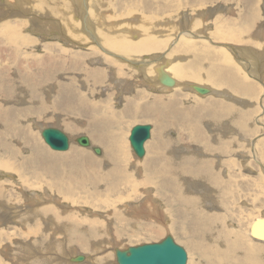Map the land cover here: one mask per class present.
Instances as JSON below:
<instances>
[{"label": "bare ground", "instance_id": "obj_1", "mask_svg": "<svg viewBox=\"0 0 264 264\" xmlns=\"http://www.w3.org/2000/svg\"><path fill=\"white\" fill-rule=\"evenodd\" d=\"M44 1L46 0H40L37 2V4L41 7H45V3H43ZM68 1L71 3L70 7L73 10V13L75 14V15L73 14V16H75L77 19L80 18L83 19L82 22L84 23V27H85L84 30L87 31L86 35L91 38L90 40L93 39L92 41L94 42V44L99 46L100 49L102 48L104 51L107 52L112 51L114 56L117 58L120 56L121 57L120 60L123 62H127L130 66H132L131 67L132 69L133 67L136 68V70H138L140 73L139 76L137 77H140L139 79L141 80V82H145V84L147 83L152 87H156L158 89L172 88L166 85L162 86L163 84L161 83L160 77L163 70L165 71V73L170 74L173 78L176 79L177 81L176 85L181 86V88L183 90L185 89L186 91L193 90L192 85L197 84L198 83L197 81L203 83L205 82L204 80H206L207 83H211L213 80H216V78L218 79L228 78L229 83L235 87V89L238 91L240 96L233 95L232 99L235 105H232V103L228 104L227 102L222 100L213 103L211 106L213 107V109H207V114L209 115V117L214 119L213 121L215 123L216 122L218 123L214 125L215 130L213 129V131L216 132V135L213 134V138L210 137L204 138L203 132L205 130L204 131L203 129L199 130L197 126V128L194 127L193 135L192 133L188 132L187 138H189L190 140L203 138L205 140L204 148L206 149L212 148L215 151L222 152L223 154L224 153L227 154V150L230 144L234 142H238V144L241 145L242 142L245 143L247 142L246 144L250 146L251 152L253 150L254 155L253 154L252 155L254 159L258 164L262 166V169L264 171V151L261 150L262 148H264V135H262V137H258L260 132L257 129V127L253 125L252 123L253 120L251 122V114L254 112V110L257 111V108L255 107V105L251 106V111H249V113H246L242 109V103L243 104L248 103V101L244 99V96H250V97L254 96L252 93V89L258 91L261 89V91H259V95H261L262 94L261 92L264 91V4L261 7L258 6L259 3L261 4L262 1L232 0L231 1L233 2L232 4H237V6L231 5L227 7L225 11L229 14H227V16H222L218 12L219 10H222L221 8H224V6H222L221 4L216 5V3L218 4L219 2L218 0H178L179 3L176 6L174 5L172 8L166 9V10H170L171 16H174L175 12L178 11L179 13L177 12V15L179 14V16H181V18L180 17L179 18L182 20L180 26L177 27V28L182 27L181 30L179 29L180 33L179 34L173 33L171 39L172 41L170 42L168 41L169 39H167V37H162V35L168 34V29H170L169 28L170 25H166L169 23V21H167V19L165 18L164 19L166 21L160 23V26L158 27L153 26L156 27L157 29L149 28V26L146 27L138 24V26H142V27L141 28L139 27L140 28L139 30H135V28L137 29L138 26L136 27L134 26L135 28L132 30L131 28L124 29V25H123V28L122 26H119L121 28L115 27L116 28L115 30H117V32L113 33L112 30L108 29L110 22H108V20L106 19L107 18L109 19V17H107L106 19L103 18V20H101L100 24L105 25L104 27H99L101 26L99 24H98L99 26H95L94 23H96V20L98 18L96 16H95L96 19H93L91 17L92 14L90 12L92 10H95L97 14L99 15L101 14L102 17H105L104 16L105 14H102L104 12L102 13L100 12L101 10L106 9V8L104 9L102 4H100L99 1L101 0H68ZM115 1H116V5L119 6L118 3L120 2H118V0ZM225 1L227 0H222L220 3L222 2L226 3ZM32 2H33L32 0H16V2L12 4L10 2H7V0H0V19L5 15L7 16L12 15L15 17L16 16L15 14L17 12H20L24 16L29 15L28 20L30 21L32 27L35 28L34 30H37V32H39L38 34L41 36V38L42 37H47V38L51 37V39L57 38L58 40H64L65 42H67L66 43L67 45L70 41H73L75 42V44H78L79 42L78 40L82 41L86 39L85 35H82V33L80 34L73 32V30H77V27L74 26L73 23L70 25L66 24L65 21L66 19H64V17H62V19L64 20L63 22L62 20H59V18L56 19L58 14L61 13V11L59 12L57 8L52 11L43 9L45 13L44 16L42 15V13L40 15V12L34 9L33 4H31ZM108 2L112 3L111 0L107 1V3ZM169 2L170 1H168V3ZM98 3L100 4V6H102L99 12L97 11L99 7ZM238 4H240V7H238ZM182 8L184 10H182ZM63 11L65 12L64 8ZM113 12L115 11L113 10ZM206 12L209 14V21H211V23L213 24V30L210 29L211 28L210 25L205 26L204 24V26H202L203 21L201 22L202 20L201 16L202 13H206ZM127 14L130 16L129 12ZM52 15H57V16L55 17ZM67 15L69 16V14ZM142 15L145 16L146 14H142ZM149 16L150 15L147 14V17L151 20V22H153L155 18L153 19V17L151 18V16L150 17ZM41 18H46V19H41ZM12 20H13L12 22H10L11 20H8L6 22H4L5 20H3L0 23V42L1 43L4 42L5 44H10L12 40H15L14 41L15 43L16 41L17 43L19 42V46H21V48L24 45L26 46L31 45V43L34 41L29 37L28 38L25 37V35L23 36L21 33L19 34L18 32L13 31L14 28L13 30L10 29L12 31H5L6 29L4 28L12 27V24H15L16 21H19V19L17 20L12 19ZM157 21L160 22L158 19ZM201 26L202 28H200ZM185 28L188 29L184 30ZM18 30L21 29L19 28ZM171 30L173 29H170V31ZM204 30H209V31L204 32ZM154 33L159 35V37L153 36ZM28 35L29 34H27V36ZM201 35H204L203 36L204 38L209 37V39H211L214 42L215 41L220 43L223 42L226 50L216 49L215 47L210 46V44H208L207 40L205 39H200V40H198L199 38L196 39ZM131 36L132 38H134L133 40H135V42L129 40L128 37ZM173 36H175L177 39H173ZM159 38H164V39H159ZM200 38H202V36ZM226 41L228 42L226 43ZM38 43L40 42L38 41ZM165 44L167 45L165 46ZM196 45H202L205 48H208L206 49L207 52L204 51V49L202 48H196ZM167 46L170 47L171 52H168L165 55L162 54V52L160 51L161 54H159L160 53L159 50H163V48L165 47L167 48ZM44 48L46 50H49L50 52L51 51L55 53L57 52L56 53L57 55L56 56L54 55L55 57L54 56H50V58L48 57V60H50L52 63L48 68L53 69L52 71L55 72H60L67 63L68 65L72 63H76L78 61H79L78 63H81L79 59H76L74 57L80 55L82 57L87 56L91 58L94 56H98L99 53L102 51V50L97 51L94 49L95 50L93 51L94 53L88 52L91 54L88 55L86 54L84 56L83 51H81L82 53L81 54L80 52H78L79 50L72 51L71 49L64 48L60 44L50 43V42L44 45ZM164 50L166 51V49ZM12 54L13 55L15 54L14 56H16V58L14 57V59L16 61L23 62L26 59V57H22L19 54V49H14V50L12 49ZM232 56L237 58L238 62L233 63ZM97 59L100 62H108L109 65L111 66H107V67L111 69L115 68L114 71L118 73H128L126 68L123 67L121 64H118L117 62L108 61L106 59L102 61L99 56L97 57ZM25 62H27V60H25ZM88 66L90 67V65ZM99 67H97L96 69L86 70V74L83 72L84 70H82V73L86 75L84 77L86 78V82L88 84V87L90 88L89 91L91 92L89 93L91 95H95V89H97L98 84L103 80V78L101 77V73L103 69ZM154 68L156 70L153 73ZM241 68H243L244 71H246V73L249 75L250 78L246 77L247 74L244 73V71H242L243 69ZM12 72L15 71L13 70ZM182 75L185 79H189L190 81L182 82L181 79ZM201 75H203L202 80L200 79ZM12 76L13 75L7 73L6 70L0 72V86H1L0 99H3L2 92H5V96L9 98L14 97L15 99H17L16 94L19 88L21 87L20 86L21 82L23 80L29 81L28 79L21 76H16L17 79L13 78ZM3 78L4 80L1 81V79ZM34 79H36V81L38 80L40 81L39 78H34ZM68 79L65 78L61 80H57V79L50 80L51 82L57 81L56 84L55 83H52L53 85L49 84L50 87L46 92L49 97L54 98V101L56 103L55 105L56 108H58L59 103H62V101H66L68 105L67 104L66 106L62 105V108L60 109H68V106H70L72 108L71 110H74L75 108H80L81 107L80 104H82L83 106L82 109L84 110V103H86L85 107L87 111L96 112L93 110L94 107L92 108V110L88 108L89 106L88 100L84 99V92H82V89H79L78 86H76L74 83L69 82ZM45 82L47 81H44L43 83H41L40 81L37 83L43 85L45 84ZM34 83L35 82L33 80L30 81V85L27 87V93H31L30 96L33 98L41 99V96L38 94V91L34 89L35 86ZM87 84L85 86H87ZM215 84H221V83L215 82L214 85ZM202 86H206V85H202ZM206 87L209 86L207 85ZM211 89L214 92L212 93L213 95L221 94L224 96V91L222 92L215 90L213 88ZM215 101L216 100H214V102ZM162 102L165 103V108H162V105L158 104L155 100L153 104L143 107V112H141L140 117H145V118L156 117L159 122L161 120V125H162L167 122V118L163 115V113H165L169 117L170 121H171L170 117H173L175 121L178 123L179 121L177 120L180 119L182 115L180 116L181 113L177 109L175 102L172 101L169 102L162 101ZM17 103L18 104L11 105L6 109L2 107L1 109L2 112L0 113V149H1L0 177L1 178L15 177L14 180L17 182L16 184L19 185V190L22 191L24 194H26L25 188L29 186V188L31 189L34 188L38 190H43L44 195L42 194L43 192L40 194L34 190L35 192L30 193L35 196L34 199L35 201H33L34 203L32 202L28 204L29 201L27 199V203H26L27 205L22 208L21 206H18L17 203L13 201H9L10 194L15 196L14 201L17 202L23 201L19 195L13 194L14 188L8 190L4 183L5 181L2 180L0 181V209H1V213H0L1 241L0 242L6 240L8 243H10L12 242L11 239L12 240L15 239L13 241H16V244L14 243L15 247L13 249L11 248V245L14 246L13 243L11 245L8 244L7 246L8 248H10V251L15 250L16 252H19L18 254L17 253L12 254L9 251V257L12 256L10 257L11 260L18 259L19 264H56L55 262L57 259L59 261L58 264H74V263L77 264V262L72 263L73 260H71V258L73 259L78 254H82V253L76 251L70 252L68 249L71 248H68L65 252H62L63 254H61V251L59 252L58 248L56 247L59 245L56 241L57 238L60 237L63 241H65L66 244L68 243L69 246L78 243L87 246L88 243L90 244L91 242H95V244L94 243L92 244L94 246L99 245V247L101 248L99 255L100 257L96 258L95 260H88L89 257L86 254H84L87 257L85 258L86 260L84 261L89 262L90 264H108L107 260L110 259V256L104 253L106 252V250L109 249L110 244L113 245L111 246V248L114 253H115V248L119 247V246L117 247L116 244L113 243L114 241L113 229L115 228L112 224L114 222L116 223L122 222L123 225L126 221V219L121 215L122 213H117L118 210L117 204L123 200L131 198L128 192L126 193L127 196L125 197L118 195L120 188L119 185L120 184L126 185L128 181L131 180L130 179L131 176L124 171L125 166H123L125 165V163L126 164L128 163L127 159H129L130 157L126 151L125 146L123 145L124 143L120 145L117 142L118 140H121L122 142L121 139L122 136H120L119 133H116L114 131L112 132L111 128L114 127L113 122H110L107 119L105 121L95 120L93 122H86V123H90L86 125L87 128L86 135L88 134L90 135L91 142H93L92 143L93 146H95L94 144H98L104 148L103 157L99 158L97 156H94L88 150L91 149L92 151L93 146L88 148L86 147L87 149L85 147H84L85 149H79L77 146L73 144L72 146H70L71 148L69 147L70 150L67 152L58 153L57 151L56 152L49 151L44 145L37 142L34 136L35 132H32L31 130L32 125L31 127L29 125V127L21 128L18 124H16L15 128L13 129V124L11 122L21 113H23L24 116H28V117L34 116V114L29 115L28 112H24V109L33 108L32 105L21 106L22 105L21 100H18ZM260 104L262 105L264 104V102H260ZM136 108L139 107H135L132 103L131 105L125 107L123 112L126 113L130 110L136 111ZM59 113H61V111H59L56 114ZM81 113L84 114V112ZM194 116L197 117L196 113L194 114ZM201 116L204 117V115ZM202 117H200V119H203ZM61 118L62 117L60 116L56 117L53 120V122L59 123V125H61L69 133L74 134V132L76 131V128H74V122L70 121L71 124L70 125L66 121H63ZM223 119H226V121L220 125V121ZM230 120H233L236 126L239 127L241 130L245 131L247 135L245 136L237 135L241 139L236 140L235 138H232L231 141L224 142L221 137L219 138L218 131L221 129V126H226L227 130L225 132L224 131L222 132H224L225 134L232 135V132L228 127ZM258 120H259V124L263 127L262 128L263 130L262 129L261 130L262 132H264V116L259 117ZM28 121L34 123V125H36L35 126L36 129L40 130L42 134V130L45 128V126L43 128V125H41L42 123L39 124L40 122L35 118ZM82 123L83 125L81 129L84 130V122ZM170 126L171 125L169 122V127ZM20 132L24 134L21 137L26 138L23 142L7 141L8 134L12 139L13 134L19 136ZM257 133L258 136L256 135ZM242 137L244 139H242ZM165 139H166V135L164 128H160L159 140H157V142L153 143L151 146V151L153 155L150 158H148L144 163H142L143 164L142 167L139 166V169L143 170V173H140L142 177H139L140 179L139 181H136L133 178L134 182L133 185L130 187V190H134L135 187L138 186L139 188L142 189V191L145 194L144 197L141 198V203L138 205H134L135 203L133 204L132 203L133 201L131 200L132 202H126L125 205H120L121 209H123V211L127 210L126 213L130 214L128 215L129 217L131 216L135 219L144 218V220L146 221L144 222V224H146L149 227L152 225L148 224L147 222H154V224H159L154 226L156 227V229L158 228L161 229L159 231L152 230V233L150 234L151 238L149 239H157L160 235L163 234L164 228L162 225H164L167 230L169 229V231L171 230L175 232L178 236H180L182 233L183 234L185 233L184 234L185 236H183L184 242L188 246H193L198 254V257L196 256L198 260H195L197 261V263L194 262L192 264H253V263L264 264V254H258L259 253L258 247L250 248L254 246L250 244V242H247L244 239V236L239 233L240 231L237 230L238 225L234 223H230L229 221L230 226H232L234 230H236V232H232V231L226 232L224 231V228L223 230L221 229L223 223V219H222L223 214L226 213V216L227 215L230 216L231 214L227 210L230 209L233 210L234 208V207L228 208L227 205H225L226 204L225 201L223 200L224 196L227 193L226 191L229 188L228 186L230 185V182L232 180L230 179L228 180V178L226 177L224 179L223 177L218 175L220 172L215 173L214 169H212L213 166L211 162L209 160L201 161L200 160L201 156L194 157L187 154L182 156V154H180L179 152L175 154L174 157L172 156L166 157L167 155H165L166 154L165 149H168L169 147L174 148L175 145H178L179 142L174 140H169V138L166 140ZM211 139L213 140L217 139V143H216L217 147L216 146L214 147V145H212L213 143L211 142ZM238 140H244V141L239 142ZM218 143H220L221 145ZM248 145L247 148L249 152ZM101 146L99 147L101 148ZM175 148L177 152L178 149L177 147ZM239 152H240L239 153L240 157H243L242 159L245 163L244 165L245 168L253 170L250 167V161H248L249 156L250 157L252 156L249 154L248 156H246V154H244L246 152L243 151H239ZM120 153H122V155ZM162 156H164V158H159ZM82 164H84V168H85L83 174L80 171H78L79 166ZM102 164H104V167L101 170H98V167ZM225 164L227 165V167L230 166V168H232L233 166V164H231L229 160ZM214 165H216V163ZM219 165H221V163ZM221 168L222 167H220V169ZM198 173H200L201 175H205V183H207L206 185H208V187L213 186L211 191L209 189H206L204 192L202 191L201 193L204 194V197H205V193L206 195L210 194V198L203 200V203H205V207L211 205L215 208H218L217 205H219L221 206L223 213L216 212L214 214V213L206 212L201 207L202 204L201 198L199 199L197 196H190L188 194H184V191L182 190L183 186L181 185L182 181L188 180L186 178H190V177L192 179L193 176L197 177L199 176ZM242 183H243L242 186L245 188L252 187V185H250L248 181H244ZM10 185L12 184L10 183ZM260 185H261L260 190L264 192L263 184L260 183ZM102 186H106L105 191L113 196V199H111V203H108V205H111L113 209L108 210V206L105 205V202L107 200L101 198L102 195L107 194L106 192L102 193L103 191ZM9 187L10 186H8V188ZM157 188L158 191H160V193H158V191L156 190ZM50 191H52L55 194V196L57 195L58 198L59 195H61L62 198L67 200L65 202H70V204L85 202L82 199V196H80L78 193L86 192L91 197L95 198L96 202H100L98 204V207L103 205L101 206V208L104 207L105 211H108L107 213H109V217L107 213H105L106 215L104 216L103 215L104 213H99L97 211L91 210L88 211L90 213V216L89 217L84 216L85 217L84 218L83 216L74 213L73 210L71 211L69 209L70 208L69 205H66V203L62 205L63 209L62 208L58 209L59 207L57 208L56 207L57 205H55L54 203H48L45 201V196L50 195ZM166 191H171L172 193L178 195L177 197L174 198L175 207L173 211L175 212V215H173L174 218L172 217V220L171 218H168L167 211L166 213L162 211V204H163V203L161 204L162 201L160 202V200L156 198V196H160V194L162 196V192H166ZM216 192L219 193V195L218 196L214 195L213 197L211 193H216ZM25 196H30V195L26 194ZM98 196L100 198H98ZM227 197L228 195L226 196V198ZM55 198L57 200V197ZM172 199L173 198L171 197V200ZM226 201L231 202L229 197L227 198ZM3 202H5L6 204L2 205ZM44 202L46 203L43 204ZM96 202H93L92 205L96 206L97 204ZM206 202H208L209 204H206ZM246 202L247 200L242 203H246ZM184 205L188 209H185V207H183ZM78 209L80 210V212H82L79 207ZM82 210L85 211V208ZM169 212L171 211H168V213ZM10 213L13 215H10ZM228 217H226V219H228ZM109 218L111 220L112 219L114 220L109 221ZM103 219L107 221L106 231L100 232V229H103L104 224L106 225ZM254 219L250 222L248 226L249 236H251L252 238H254V236L251 233V227L256 220L264 219V214L256 216ZM9 221L16 222L19 227L14 226L17 224L12 223L15 231H10L8 229L9 227L11 229V225ZM160 222H162L163 224ZM136 224L138 223L136 222ZM227 224L226 226L228 227L229 224L228 225ZM2 226L6 229L5 231ZM262 227L263 226L259 228V232L262 231ZM115 234L117 235L116 232ZM107 235L110 237V239L109 237H107ZM22 248L25 249L22 250ZM20 251L23 252V254H20L21 253ZM191 256L193 258V255ZM31 257L33 258L31 259ZM93 261H95V263H93ZM109 261L111 262L112 260Z\"/></svg>", "mask_w": 264, "mask_h": 264}, {"label": "rangeland", "instance_id": "obj_2", "mask_svg": "<svg viewBox=\"0 0 264 264\" xmlns=\"http://www.w3.org/2000/svg\"><path fill=\"white\" fill-rule=\"evenodd\" d=\"M32 1L33 2L31 4H33L34 9H36L38 12H40V15H41V13H42V15L45 14L44 10L52 11V10L57 8V10L59 12L61 11V13L58 14V16L57 15H52V16H55V17L57 16L56 19L59 18V20H62V22L64 21L62 19V17H64V19H66L65 20L66 24L70 25V24L73 23L74 26L77 27V30H73L74 33H80V34L82 33V35H85L86 39L87 38L88 39L87 40L85 39V40H82V41L78 40L79 41V42L77 41L78 44H75V42L70 41L71 43L69 42L68 45H67L66 44L67 42H65L64 40H58L57 38H53V39H51V37H49V38L42 37L41 38V36L38 34L39 32H37V30H34L35 28L32 27L30 21L28 20L29 19V15L24 16V15H22V13L17 12L16 14L14 13L16 15L15 17L12 16V15L3 16L2 17L3 19L2 18H1L2 20L0 19V23L3 20H5L4 22H6L8 20H11L10 22H12L13 21L12 19H16V20L19 19V21H16L15 24H12V27L4 28V29H6L5 31H12L13 28H14L13 31L18 32L19 34L21 33L23 36L25 35V37H27V38L29 37L35 43L32 42L31 45H29V46L24 45L21 48V46H19V42L17 43V41H16V43H17L16 44L14 42L15 40H12L10 42V44H5L4 42H3L4 43L3 44V43L0 42V45H1L0 46V49H1V51H0V72H2L3 70H6L7 73H10L11 75H13L12 77L15 78V79H17L16 76H21V77H24V78L29 80V81H26V80L24 81L23 80L21 82V84H20L21 87L19 88V90H18V92L16 94L17 95V99H15L14 97L13 98H9V97L5 96V92H2L3 99H0V113L2 112L1 111L2 107H4L6 109L7 107H9L11 105H16V104H18L17 103L18 100H21V104H22L21 106L32 105L33 108L24 109V112H28L29 115H33L34 114V116H29L28 117V116H24L23 113H21L20 115H18L11 122L13 124V129L15 128L16 124H18L21 128L29 127V125L31 127V125H32V127H31L32 129L31 130H32V132H35L34 136H35L37 142H39L42 145H44L49 151H53V152H56V150H53L44 141V139H43V137L41 135V131L36 129V127H35L36 125H34V123H32V122H30L28 120H32L33 118L37 119L40 122L39 124L42 123L41 125H43V128H44V126L46 127L47 125L48 126L51 125V126H54V127H59L61 130H63L69 136V138H70V146H72L74 144L79 149H85L86 148V147L84 148V146L79 145L77 143V141H76V138L78 136L83 135V134L86 135V131H87L86 125L90 124V123H86V122H93L95 120H98V121L103 120V121H105L107 119L108 121L114 123V127H112L111 130H112V132L114 131L116 133H119L120 136H122L121 137L122 142H121V140H118L117 142L120 145L122 143H124L123 145L125 146L126 151H127L128 155L130 157L129 159H127L128 163L127 164L125 163V165H123V166H125L124 171L131 176V178H130L131 180H129L126 185L125 184H120L119 185L120 188H119V194L118 195H120L122 197L123 196L125 197V196H127L126 193L128 192V194H130L131 198L123 200V201H121V202H119L117 204V207H118L117 213H122L121 215L126 219V221H125V223L123 225H122V222H118V223L114 222L112 224L114 226V228H115V229H113V231H114V235H113L114 241H113V243H115L117 247L119 246L118 248H120V249H126V248L131 247V246L141 245V243L145 244V243L160 242L168 234L171 233V235L174 237L175 241L177 243H179L180 245H182L187 250V252H188V261H187V263L188 262H190L188 264H192L194 262L197 263V261H195V260H198V258H197L198 254L196 252V249L193 246H188L184 242L183 236H185L184 235L185 233L184 234L182 233L180 235L182 237L181 238L175 232H173L171 230L169 231V229L167 230L166 227L164 225H162L163 223L160 222V223H162L161 225L164 228L163 234L164 233L165 234L164 235L162 234L159 237L157 235V237H158L157 239H149V238H151L150 234L152 233V230L159 231L161 229V228L156 229V227L154 226V225H159V224H154V222H147L148 224L154 226L155 228L152 227V226L149 227L146 224H144V222H146L144 220V218H138V219L136 218L135 219V218H133L131 216L129 217L128 215H130V214L126 213L127 210L123 211V209H121V207H120V205H125L126 202H132L133 201L132 203L133 204L135 203L134 205H138V204L141 203V198H143L144 195H145L144 192L142 191V189L137 186V187H135L134 190H130V187L133 185L134 180L139 181L140 180L139 177H142L140 175V173H143V170H140L139 166L142 167V165H143L142 163H144L148 158H150L153 155V153L151 151V146H152L153 143H155V142H157V140H159V129L160 128H164L166 139L169 138V140H174V141H178L179 142L178 145H175V147H177V149H178L177 152H176V148L175 147L174 148H170L169 147L168 149H165V153H166L165 155H167L166 157H170V156L174 157V155L179 153V152H180V154H182V156H184L185 154L190 155V156H194V157L201 156V158H200L201 161L209 160L211 162V164L213 166L212 169H214L215 173L220 172L218 175H220L224 179L226 177V178H228V180L230 179V180L233 181V182L232 181L230 182V185L228 186L229 188L227 187L229 189V191L227 189V191H226L227 193L224 196L223 200L225 201V203H226L225 205H227L228 208L229 207H231V208L234 207V208H233V210L232 209L227 210L232 216L231 215L230 216L229 215L226 216V213L223 214V216H222L223 217L222 218L223 219V223H222V228L221 229L223 230V228H224V231H226V232H229V231L236 232V230H234V228L232 226H230V223H234V224L238 225V229L237 228L236 229L238 231H240L239 233L244 236V239L247 242H250V244H252L254 246V247H250V248L258 247L259 248V253L258 254H264V242L258 241L256 239L252 238L251 236H249V227H248L250 222L256 216L264 214V194H263L264 192L260 190L261 189L260 183L263 184V186H264V171L262 169V166L260 164H258L256 162V160L254 159L253 150L251 152L250 146L248 144H246L247 142L245 143V142H242L244 140H238L239 142H242L241 145H239L238 142H234V143L229 145V148L227 150V154H225V153L223 154L222 152L215 151L212 148L211 149L204 148V141L205 140L203 138L191 139V140L189 138H187L188 137V132L192 133V135H193L194 127L197 128V126H198L199 130H202V129H203V131L205 130L203 132L204 133V138H206V137L213 138V134L216 135V132H214L213 129L215 130L214 125L218 124V123L217 122L215 123L213 121L214 119L209 117V115L207 114V109H213V107H211L212 104L216 103V102H219V101H222V100H224L228 104L232 103V105H235L234 102H233V99H232L233 95L240 96V94L235 89V87L232 86L229 83L228 78H226V79H218V78H216V80H213L211 83H207L206 80H204L205 82H203V83L197 81L198 82L197 84H199V85H206V86L208 85L210 88H213L215 90L222 91V92L224 91V96L225 97L223 95H221V94L220 95L217 94L218 96L216 94H214V95L213 94L200 95V94H197V92H195L193 90H191V91H186L185 89L183 90L181 88V86H178V85L174 86L175 88L172 87V88H169V89H162V88L158 89L156 87H152L151 85H149L147 83L145 84V82H141V80L139 79L140 77H137V76H139L140 73H139L138 70H136V68L133 67V69H132L131 68L132 66H130L127 62H123V61L120 60L121 59L120 56L118 57L119 58L118 59L117 57L114 56L112 51H108V52L104 51L102 48L100 49L99 46L94 44V42L92 41L93 39L90 40L91 38L86 35L87 31L84 30L85 27H84V23L82 22L83 19H81V18L77 19L75 16H73V14H74L73 10L70 7L71 3L68 0H46V1L43 2V3H45V7H41V6H39L37 4V2L40 1V0H32ZM103 1L104 0H101L99 2H100V4H102L103 8L104 9L106 8V9L100 11L102 6H100V4L98 3L99 7H98L97 11L98 12L100 11L101 13L104 12L102 14H105L104 15L105 17H102L101 14L100 15L97 14L95 10H92L90 12L92 14L91 17L93 19H96L95 16L98 18L96 20V23H94L95 26L101 25L100 24L101 20H103V18L106 19L107 17H109V19L108 18L106 19V20H108V22H110L108 29L112 30L113 33L117 32V30H115V29L118 28L119 26H122V28H123V25H124V29H126V28L130 29L131 28L132 30L136 26H138V24L146 26V27L149 26V28L157 29L156 27L160 26V23H162L163 21H166L165 19H167V21H169V23H171V24L168 23L166 25H170L169 28L173 29V30L170 31V29H168V34L162 35V37H167V39H169L168 41L170 42V41H172L171 39H172L173 33L179 34L180 30L182 29V27L177 28L178 26H180L181 21H182L180 19L181 16H179V14L177 15L178 11L175 12L174 16H171L170 10H166L167 8H172L174 5L176 6L179 3L178 0H163V1L162 0H132V1L131 0H118V2H120V3L117 2L119 4V6L116 5V1L115 0H111L112 3H110V2L107 3V1H110V0H105L104 2ZM168 1H170L171 3L170 2L168 3ZM218 1L219 2H218V4L216 3V5H220L221 4L222 6H224V8H221L222 10H219V12H218L222 16H227V14H229V13H227L225 11V9L227 7H229L231 5L237 6V4H232L233 3V2H231L232 0H227V1H225L226 3H224V2L220 3L222 0H218ZM260 1H262V2H261V4L259 3V5H258L259 7H261L264 4V0H260ZM7 2H10V3L14 4L16 2V0H7ZM133 3H136L137 5L133 4ZM35 4H37V5H35ZM168 4H169V7H168ZM154 5H155V7H154ZM225 5H227V6H225ZM162 6L164 7V9H163ZM238 7H240V4H238ZM63 8L65 9V12L67 14H69V16L63 11ZM158 8H160V9H158ZM107 9L108 10L110 9L109 12H108ZM113 10L115 12H113ZM126 10H128V11H126ZM182 10H184V9L182 8ZM105 12H107V13H105ZM128 12H129L130 16L127 14ZM142 14H146L145 15L146 17H147V14H148V15L151 16V18L152 17H153V19L155 18L156 19V20L154 19L155 22L154 21L151 22V20L148 17H147L148 18L147 19ZM207 14H208L207 12L206 13H202V16H201V18H202L201 22L203 21L202 22L203 23L202 26H204V24H205V26H207V25L209 26L210 25L211 26L210 29L213 30V24L211 23V21H209V14L208 15ZM155 15H156V17H155ZM41 19H46V18H41ZM111 19H113V20H111ZM157 19L160 22H158ZM79 22H80V24H79ZM23 23H25V24H23ZM154 23H155V25H154ZM127 25H128L129 28L127 27ZM28 26H29V28H28ZM104 26L105 25H101L99 27H104ZM153 26H156V27H153ZM202 26L200 28H202ZM139 27L141 28L142 26H138L137 29L135 28V30H139L140 29ZM19 28L21 30H18ZM119 28H121V27H119ZM10 29H12V30H10ZM15 29H17V30H15ZM186 29H188V28H185L184 30H186ZM206 31H209V30H204V32H206ZM24 32H26V33H24ZM189 32H191V31H189ZM27 34H29V35L27 36ZM155 34L156 33H154L153 36L159 37V35L156 34L157 35L156 36ZM195 36H197V35H195ZM201 36H202V38H200ZM201 36L197 37L196 39H198V38H199L198 40L205 39V40H207L208 44H210V46L215 47L216 49H225L226 50V48L224 47L223 42H221V43L220 42H216V41L214 42L211 39H209V37L208 38H204L203 37L204 35H201ZM128 38H129V40L135 42V40H133L134 38H132V36L128 37ZM159 39H164V38H159ZM173 39H177V38L175 36H173ZM198 40H195V41H198ZM38 41L40 43H38ZM49 42L50 43L60 44L64 48L71 49L72 51H78L79 50L78 52H80V53H81V51H83L84 56L86 54L88 55V54L94 53L93 51H95V50H97V51L98 50H102L99 53V55H98L102 61L106 59L108 61L117 62L118 64H121L123 67H125L126 70L128 71V73H118V72L114 71L115 68H112V69L108 68L107 66H111V65H109L108 62H100L97 59L98 56H94V57L90 58V57H87V56L86 57H82L80 55L77 56V57H74V58L79 59L81 61V63H78L79 61L76 62V63H72L74 65H72V64L68 65V63H67L66 64L67 66L65 65V67H63L60 72L52 71L53 69L48 68L52 64L51 61L48 60V57L50 58V56H54V55L56 56L57 52L56 53L52 52V51L50 52L49 50H46L44 48V45H46ZM224 42H225V40H224ZM227 42L228 41H226V43ZM15 45H17V46H15ZM166 45L167 44H165V46ZM217 47H219V48H217ZM196 48H202V49H204V51H206V49H208V48H205L202 45H196ZM12 49L13 50L14 49H19V54L22 57H26L25 60H27V62H25V60L23 62L22 61H20V62L16 61L14 59V57L16 58V56H14L15 54L14 55L12 54ZM164 49H166V51ZM20 50H22V51H20ZM167 50H169V51H167ZM160 51L162 52V54H165V55L168 52H171L169 46H167V48L166 47L163 48V50H159V52ZM88 52H91V53H88ZM161 52L159 54H161ZM157 56H158V54H157ZM89 58H90V60H89ZM232 58H233V60H232L233 63L238 62L237 58H235L234 56H232ZM130 64H132V63H130ZM88 65H90V67ZM79 67H80V69H79ZM97 67L102 68L104 70L103 71L101 69L102 70L101 77L103 78V80L98 84L97 89H95V95H91L89 93V92H91V91H89L90 88L88 87V84L86 82V78L84 76H86L85 75L86 74V70H88V69H96ZM241 69H243V68H241ZM13 70L16 73L12 72ZM82 70H84L83 72L85 74L82 73ZM155 70L156 69L154 68L153 73L155 72ZM97 71H98V69H97ZM242 71H244V69ZM103 72H104L105 75L103 74ZM244 73H246V71H244ZM247 75H246V77H249V75L248 76ZM202 76L203 75H201V77H200L201 80H202ZM34 78H39L41 83H43L44 81H47L48 83L45 82V84L40 85L39 83H37V82H40V81L39 80L36 81V79H34ZM65 78H67V79L69 78L68 79L69 82L74 83L76 86H78L79 89H82V92H84V99L88 100V104L90 106V107L88 106V108L90 110H92V108L94 107L93 110L96 111V112L87 111V109L85 107L86 103H84V110L82 109L83 108L82 104H80V106H81L80 108H75L74 110H71L72 108L70 106H68V109H60V108H62V105L66 106V104H67L66 101H62V103H59V105H58L59 109L56 108V106H55L56 103L54 101V98L53 97L52 98L49 97L46 92H47L48 88L50 87L49 84L53 85L52 83H55V84L57 83V81L51 82L50 81L51 79L61 80V79H65ZM136 79H138V80H136ZM181 79H182V82L190 81L189 79H185L183 77V75L181 76ZM196 79H199V78H196ZM3 80H4V78L1 79V81H3ZM31 80H33L35 82L34 83V85H35L34 89L36 91H38V94L41 96V99L33 98V97L30 96L31 93H27V87L30 85V81ZM83 81H84V83H83ZM194 81H193V83H194ZM114 82H115V84H114ZM215 82H220L221 84H215L214 85ZM86 84H87V86H85ZM162 86H164V85H162ZM259 91H261V89ZM259 91L255 90V89H252V93H253L254 96H252V97L244 96V99L246 101H248V103L247 104H243L242 103V109L246 113H249V111H251V106L255 105V107L257 108V111L260 114L256 110H254V112L251 114V122L253 120V122H252L253 125L255 127H257V129L261 133V135H260V133L258 132L259 136H258V133L256 135L258 137H262V135H264L263 134L264 132H262V130H263L262 128L263 127L259 124L258 118L264 116V108H263L264 104H262V105L260 104V102H264L263 101L264 100V97H263L264 91L261 92L263 94V95L261 94L262 96L259 95ZM154 92H155V94H154ZM90 95H91V97H90ZM19 98H21V99H19ZM127 98H128V100H127ZM261 98H263V99H261ZM155 100H156V102L158 104L162 105V108H165V103L162 102V101L175 102L177 109L181 113L180 116L182 115L181 118H183V119H181V118L178 119L177 121H179V122L177 123L173 117H170L171 118V121H170L169 117L165 113H163V115L167 118V122L165 124L161 125V120L159 122L156 117H154L155 119L154 118H149V117H147V118L140 117L141 112H143V107L148 106L150 104H153L155 102ZM214 100H216V101L214 102ZM131 102L133 103V105L135 107H139V108H136V111L130 110V111L124 113L123 112L124 108L129 106V105H131L132 104ZM258 106H259V108H258ZM260 108L261 109L263 108V109L261 110ZM205 110H206V112H205ZM59 111H61V113L56 114ZM81 112H84V114L81 113ZM195 113H196L197 117L194 116ZM201 115H204L205 118L202 117ZM254 115H257V116H254ZM59 116L62 117L61 119L63 121H66L68 124H70V121L74 122V128H76V131L74 132V134L69 133L66 129H64L61 125H59V123L53 122V120L56 117H59ZM200 117H202L203 119H200ZM254 117H255V119H254ZM246 118H247V116H246ZM205 121H207V122H205ZM225 121H226V119L221 120L220 121V125L223 124ZM82 122H84V130L81 129V127L83 125ZM169 122H170V125H171L170 127H169ZM137 124H151L152 127H153V129H152L153 131H151V137L145 143L146 154L141 159L138 158L135 155L134 151L131 148L130 141H129V136H130V132H131L130 129H132ZM228 127L231 130L232 135L224 133L227 130L226 126H221V129L218 131L219 138L221 137L224 142H229V141H231L232 138H235L236 140L237 139H241L237 135H243V136L247 135V133L245 131L241 130L239 127L236 126V124H235V122L233 120H230V122L228 124ZM222 131H224V132H222ZM23 135L24 134H22V132H20L19 136L13 134V137L11 139L10 135L8 134L7 141L23 142L26 139L24 137H21ZM88 136L90 137L89 134H88ZM247 138H249V137H247ZM242 139H244V138L242 137ZM211 142L213 143L212 145H214V147L217 145L216 144L217 143V139H214V140L211 139ZM218 144H220V143H218ZM94 145L98 146V147L101 146V145H98V144H94ZM247 145L249 147V152H248ZM70 148L68 150H66V151H57V152L58 153L67 152V151L70 150ZM101 149L103 151H102V153L100 155H97L93 150L91 151V149H88V150L94 156H97V157L101 158L104 155V148L101 146ZM261 150L264 151V148H262ZM0 151H1V149H0ZM187 151H189V152H187ZM239 151L246 152V153H244V154H246V156H248V154L252 156V157L249 156V158H248L249 160L248 161H250V167L253 170L245 168V166H244L245 163H244V161L242 159L243 157H240V154H239L240 152ZM184 152H186V153H184ZM120 154L122 155V153H120ZM198 154H200V155H198ZM214 155L217 156V157H215ZM159 158H164V156L159 157ZM228 160L230 161L231 164H233L232 168H230V166H228L229 167L228 168L227 165L225 164V163L228 162ZM212 161H213L214 164L216 163V165H214L212 163ZM220 163H221V165H219ZM130 166H131V168L133 167L132 170H131ZM103 167H104V164L100 165L98 167V170H101ZM220 167H222L221 168L222 170L220 169ZM225 169H226V171H225ZM78 171H80L83 174V172L85 171L84 164L79 166V170ZM198 175L199 176H197V177L193 176L192 179L190 177V178H186L188 180H183L182 181L181 185L183 186L182 190L184 191V194H188L190 196H197L199 199L201 198V203H202L201 207L206 212L214 213V214L216 212L217 213H223V210L221 209V206H219V205H217L218 208H215V207H213L211 205H208L207 207H205V203H203V200L207 199V198H210V194L206 195V193H205V197H204V194H201V193H202V191L204 192L206 189H209L211 191L213 186H209L208 187V185H206L207 183H205V175H201L200 173H198ZM200 177H201V179H200ZM14 178H6V177L1 178L0 177V181L1 180L5 181L4 183L6 185V188L8 190L14 188L13 189V191H14L13 194L19 195L21 197V199L23 200L22 202L14 201V197L15 196L10 194L11 196L9 195V201H13V202L17 203L18 206H21L23 208V207H25L27 205L26 204L27 203V199L29 201L28 204H30L33 201H35L34 200L35 196L33 194H30V193H33V192L36 191V192H38L40 194L43 192L42 194L44 195V191L43 190H38V189H34V188L31 189V188H29V186H27V188H25L26 189L25 193L29 194L30 196H25L26 194H24L22 191L19 190V185L16 184L17 182L14 180ZM133 178H134V180H133ZM244 181H248V183H250V185H252V187L251 188L250 187H247V188L243 187L242 186V184H243L242 182H244ZM10 183L12 185H10ZM45 185H46V183H45ZM127 185H128V187H127ZM231 185H232V187H231ZM8 186H10V187L8 188ZM102 188H103L102 193H105L106 192L105 191L106 186H102ZM156 190L158 191V188ZM233 192H234V194H233ZM158 193H160V191H158ZM23 194H24V196H23ZM78 194L80 196H82V199L85 202H79V203H75V204H70V202H65L67 200L62 198L61 195H59V198H58L57 195L55 196V194L52 191H50V195L45 196V201L48 202V203H54L55 205H57L56 206L57 208L59 207L58 209H60V208L63 209L62 205H64L66 203V205H69V207H70L69 209L71 211L73 210L74 213H76V214H78L80 216H83V217L84 216L89 217L90 213L88 211H91V210L92 211H97L99 213H104L103 214L104 216L106 215L105 213H107L108 211H105L104 207L101 208V206H103V205L98 207V204L100 202H96L95 198L91 197L86 192H84V193L83 192H79ZM211 194L213 195V197H214V195H216V196L219 195V193H217V192L216 193H211ZM83 195H84V197H83ZM106 195L105 194L102 195L101 198L104 199V200H107L105 202V205L108 206V210L113 209V207L111 205H108V203H111V199H113V196L111 194H109V193H107ZM227 195L230 198L231 202L226 201L227 198H228V197L226 198ZM53 196H54V198H53ZM177 196H178L177 194H174L171 191L162 192V196H161V194H160V196H156V198H158L160 200V202L162 201L161 204L162 203L164 204V205L162 204V211L164 213H166V211H167L168 218H171V220H172V217L174 218L173 215H175V212L173 211L174 207H175L174 198L177 197ZM55 197H57V200H56ZM171 197L173 198L172 200H171ZM98 198H100V197L98 196ZM163 198H165V199H163ZM246 200H247L246 203H242V202H244ZM46 202H44L43 204H45ZM93 202L97 203L96 206L92 205ZM67 203H69V204H67ZM3 204H6V203L3 202L2 205ZM206 204H209V203L206 202ZM71 207H74V208H71ZM78 207L81 209L82 212H80ZM183 207H185V209H188L185 205ZM26 208H28V207H26ZM84 208H85V211L82 210ZM168 211H171V212L168 213ZM0 213H1V209H0ZM239 213H240L241 216L239 215ZM10 215H13V214L10 213ZM107 215L109 217V213H107ZM226 217H228V219H226ZM236 219H237V221H236ZM11 220H13V219H11ZM112 220H114V219H112ZM112 220L109 218V221H112ZM103 221L106 223V225L104 224V227H103V229H100V232L106 231L107 221L104 220V219H103ZM229 221H230V223H229ZM9 222H10V225H11V229H10V227L8 229L10 231H15V229L13 228L14 226L19 227L16 222H13V221H9ZM136 222L138 224H136ZM227 222L229 224L228 227L226 226ZM12 223L13 224H17V225L13 226ZM151 227H152V229H151ZM3 229H4V231L6 230L4 227H3ZM115 232L117 233V235L115 234ZM157 234H158V232H157ZM105 235H106V233H105ZM59 236H62V235H59ZM107 237H109V236L107 235ZM109 239H110V237H109ZM13 240H15V239H13ZM13 240L11 239L12 242H10V243H8L6 240L0 242V264H19L18 259H12L13 260V262H12V260L10 258L12 256L9 257L10 248H8L7 245L8 244L11 245L13 243L14 246L11 245V248L13 249L15 247V244H16V241H13ZM116 240L119 243H117ZM0 241H1V239H0ZM56 241L59 244L56 247L58 248L59 252L61 251V254H63L62 252H65L68 248H71V249H68L70 252H75L76 251V252H80L82 254H86L89 257L88 260H95L96 258L100 257L99 255H100L101 248L99 247V245L94 246L92 244V243L95 244V242H91L90 244L88 243L87 246H84V244H82L83 245L82 246L80 243L72 244L71 246H69L68 243L66 244L65 241H63L60 237H58ZM118 244H120V245H118ZM111 246H113V245L110 244V247L108 246L109 249L106 250V252L104 253V254H107V255L110 256L109 260H112L111 262L109 260H107L108 261L107 263L108 264H118L117 261H116L115 253L112 251ZM24 249L25 248H22V250H24ZM10 252L12 254H16V253L18 254L19 253V252H16L15 250H12ZM20 254H23V252H21ZM112 255H114V256H112ZM191 255H193V258H192ZM194 256L195 257L197 256V257L195 258ZM32 258L33 257H31V259ZM71 260H72V258H71ZM55 263L56 264L59 263L58 259L56 260ZM72 263H73V261H72ZM93 263H95V261H93ZM79 264H90V263L82 261V262H79Z\"/></svg>", "mask_w": 264, "mask_h": 264}, {"label": "water", "instance_id": "obj_3", "mask_svg": "<svg viewBox=\"0 0 264 264\" xmlns=\"http://www.w3.org/2000/svg\"><path fill=\"white\" fill-rule=\"evenodd\" d=\"M163 85L173 87L177 84L175 78L163 70L160 77ZM193 91L200 95L214 93L211 88L199 84L192 85ZM151 124H137L130 132L129 141L132 150L138 158H143L146 154L145 143L151 137ZM44 141L56 151H66L70 147L69 136L60 128L47 126L42 130ZM79 145L91 147L92 142L88 135H80L76 138ZM93 151L100 155L102 150L98 146L92 147ZM262 231L259 232V228ZM251 233L256 240L264 242V219L256 220L252 227ZM115 256L118 264H187L188 252L177 243L171 234H168L162 241L154 243H145L137 246H131L126 249L115 248ZM86 256L78 254L72 260L73 262H82Z\"/></svg>", "mask_w": 264, "mask_h": 264}, {"label": "crops", "instance_id": "obj_4", "mask_svg": "<svg viewBox=\"0 0 264 264\" xmlns=\"http://www.w3.org/2000/svg\"><path fill=\"white\" fill-rule=\"evenodd\" d=\"M253 264H259V263H253Z\"/></svg>", "mask_w": 264, "mask_h": 264}]
</instances>
